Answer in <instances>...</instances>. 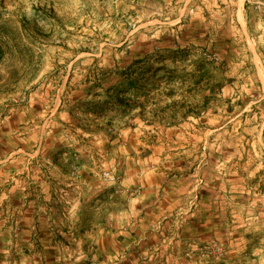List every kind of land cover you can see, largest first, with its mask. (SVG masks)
<instances>
[{"label": "rangeland", "instance_id": "obj_1", "mask_svg": "<svg viewBox=\"0 0 264 264\" xmlns=\"http://www.w3.org/2000/svg\"><path fill=\"white\" fill-rule=\"evenodd\" d=\"M262 77L264 0H0V176L44 186L56 243L0 213V264L88 262L83 182L131 174L197 206L187 264H264Z\"/></svg>", "mask_w": 264, "mask_h": 264}, {"label": "crops", "instance_id": "obj_2", "mask_svg": "<svg viewBox=\"0 0 264 264\" xmlns=\"http://www.w3.org/2000/svg\"><path fill=\"white\" fill-rule=\"evenodd\" d=\"M132 175H126L130 177L124 179V186L140 185L143 188L142 194L133 199L121 196L124 194L117 196L109 188H103L99 181L88 185L86 181L83 182L85 190L78 200L76 214L81 218V230L85 231L83 243L93 248L87 257L89 261L84 264H187L185 258L174 249L187 243L188 239L199 240L197 234L191 238L188 234L193 230L191 227H203L199 220H196L195 225L190 221L195 216L197 206L183 209L178 197H169L164 192L165 181L158 184L154 177L142 180L138 177L134 179ZM25 179L24 182H28V178ZM13 182L11 176H0V213L22 217L18 218L20 223L16 222L15 225L12 219L0 217V225L12 231L13 226L18 224L23 234H40L43 243L39 246L42 251L37 254V258L45 262V249L52 248L55 251L56 243L55 237L50 238L49 234L47 247H44V239H48L45 231L49 232L53 224V221H44L42 217L46 208L44 186L30 188L27 185L17 190ZM67 195L69 201L75 203L76 198H73L71 190L67 191ZM54 200L53 196V206L47 208L49 216L55 215ZM29 241L25 239L22 250L23 256L31 259Z\"/></svg>", "mask_w": 264, "mask_h": 264}, {"label": "built area", "instance_id": "obj_3", "mask_svg": "<svg viewBox=\"0 0 264 264\" xmlns=\"http://www.w3.org/2000/svg\"><path fill=\"white\" fill-rule=\"evenodd\" d=\"M130 196H133V194H131ZM210 247L215 254L220 255L221 249L215 243H212Z\"/></svg>", "mask_w": 264, "mask_h": 264}, {"label": "bare ground", "instance_id": "obj_4", "mask_svg": "<svg viewBox=\"0 0 264 264\" xmlns=\"http://www.w3.org/2000/svg\"><path fill=\"white\" fill-rule=\"evenodd\" d=\"M262 80H263V82H264V77H262Z\"/></svg>", "mask_w": 264, "mask_h": 264}]
</instances>
